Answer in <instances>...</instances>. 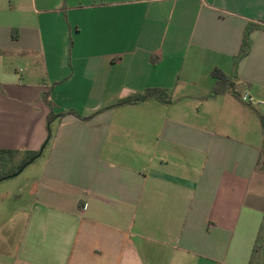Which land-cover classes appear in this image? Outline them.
I'll list each match as a JSON object with an SVG mask.
<instances>
[{"label": "crops", "instance_id": "obj_1", "mask_svg": "<svg viewBox=\"0 0 264 264\" xmlns=\"http://www.w3.org/2000/svg\"><path fill=\"white\" fill-rule=\"evenodd\" d=\"M248 23L264 0H0V149L48 139L11 264H251L264 103L240 96L264 102V27L235 67ZM214 68L232 90L212 94ZM149 89L170 102H95ZM45 92L53 113L88 102L48 132Z\"/></svg>", "mask_w": 264, "mask_h": 264}, {"label": "rangeland", "instance_id": "obj_2", "mask_svg": "<svg viewBox=\"0 0 264 264\" xmlns=\"http://www.w3.org/2000/svg\"><path fill=\"white\" fill-rule=\"evenodd\" d=\"M56 102V103H55ZM88 101H53L54 114H68L81 111ZM113 106L117 101H95ZM76 112V111H75ZM57 118L50 123L49 132L57 127ZM42 158H37L20 174L0 181V259L12 263V251L18 243L26 222L27 212L32 204L31 177L38 170ZM264 236V231L262 233ZM264 247L261 245L255 258L256 264H263Z\"/></svg>", "mask_w": 264, "mask_h": 264}, {"label": "trees", "instance_id": "obj_3", "mask_svg": "<svg viewBox=\"0 0 264 264\" xmlns=\"http://www.w3.org/2000/svg\"><path fill=\"white\" fill-rule=\"evenodd\" d=\"M263 26L254 23H248L243 32V38L241 41V45L238 51V54L233 58V66H237L239 60L245 58L249 52L250 48V34L258 29L262 28ZM211 76L215 80L213 85L212 94H223L233 88V79L234 74L226 75L222 70L219 68H214L211 71ZM236 95V93H235ZM49 92H45L41 95V100L43 104L49 109V113L46 117L47 125H50L51 121L55 118H61L64 114H54L52 111L51 101H49ZM157 99L163 103H169V95L166 90L162 89H149L146 90L142 94H135L123 99L118 100L113 106H122V105H133L139 102L148 100V99ZM260 118L261 127L264 131V121L262 117ZM49 132V127H47ZM38 151H28V150H6L0 149V178L10 176L15 174L27 161H29L32 157H34ZM255 170L264 174V137L263 143L259 150V154L255 163ZM264 231V222L261 226L259 231V235L255 242L253 255L251 258V264H256V256L257 252L259 251V247L263 245L264 247V236L262 235ZM263 264H264V257H263Z\"/></svg>", "mask_w": 264, "mask_h": 264}, {"label": "water", "instance_id": "obj_4", "mask_svg": "<svg viewBox=\"0 0 264 264\" xmlns=\"http://www.w3.org/2000/svg\"><path fill=\"white\" fill-rule=\"evenodd\" d=\"M48 140V139H47ZM47 140L43 143V145L41 146V148L39 149V151H38V153L34 156V157H32L29 161H27L24 165H22V167L15 173V174H13V175H10V176H6V177H2V178H0V181H2V180H6V179H8V178H10V177H14V176H17L18 174H20L28 165H30L31 163H33L40 155H41V153H42V151H43V149H44V147H45V145H46V142H47Z\"/></svg>", "mask_w": 264, "mask_h": 264}, {"label": "built area", "instance_id": "obj_5", "mask_svg": "<svg viewBox=\"0 0 264 264\" xmlns=\"http://www.w3.org/2000/svg\"><path fill=\"white\" fill-rule=\"evenodd\" d=\"M240 100H241V102H243V103H245V104H247L249 106H255V105L259 104V103H264L262 101H259V100L255 99V98H253L252 96H250L247 93L242 94L240 96Z\"/></svg>", "mask_w": 264, "mask_h": 264}]
</instances>
